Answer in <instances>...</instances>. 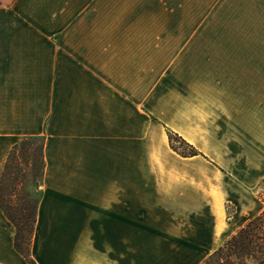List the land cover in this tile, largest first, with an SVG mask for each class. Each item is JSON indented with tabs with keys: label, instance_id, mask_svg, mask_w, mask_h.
<instances>
[{
	"label": "crops",
	"instance_id": "obj_1",
	"mask_svg": "<svg viewBox=\"0 0 264 264\" xmlns=\"http://www.w3.org/2000/svg\"><path fill=\"white\" fill-rule=\"evenodd\" d=\"M232 3L0 0V175L43 138L37 264H177L230 235L264 176V0L214 44ZM14 234L0 208V264H28Z\"/></svg>",
	"mask_w": 264,
	"mask_h": 264
},
{
	"label": "trees",
	"instance_id": "obj_2",
	"mask_svg": "<svg viewBox=\"0 0 264 264\" xmlns=\"http://www.w3.org/2000/svg\"><path fill=\"white\" fill-rule=\"evenodd\" d=\"M39 137L43 145V138L41 136H30L22 138L12 147L0 175V187L11 166L14 167L16 173L20 171V169H18L19 163L16 157L17 148L21 147L26 139ZM168 138L171 148L180 155L193 156L199 154V151L191 144L184 142L176 133L168 132ZM177 138L180 139L188 150H184L181 146H176L174 144V142L178 141ZM20 156L21 155H19L18 158H20ZM43 167L44 160L42 156L40 180L34 182L39 186V190L36 201L31 207L26 200V196L22 195V192L16 188V186L22 182L19 179L13 181V186L7 193L1 194L0 192V208L15 227V248L26 258L28 264H37L30 256V244L36 219L37 203L40 196ZM260 194L264 202V177L261 180ZM2 197H4L5 200ZM26 223L28 224L26 225ZM24 245L25 247H23ZM199 264H264V206Z\"/></svg>",
	"mask_w": 264,
	"mask_h": 264
},
{
	"label": "rangeland",
	"instance_id": "obj_3",
	"mask_svg": "<svg viewBox=\"0 0 264 264\" xmlns=\"http://www.w3.org/2000/svg\"><path fill=\"white\" fill-rule=\"evenodd\" d=\"M259 0H236L237 3H232L228 5H216L211 6L210 8V32L214 35L210 37V40L213 41L214 44L221 45L223 40L225 39V34L229 30H236L240 27V22L242 18L248 15H252L256 12L257 8H260V5L257 4ZM178 135V134H177ZM179 136V135H178ZM180 138L184 140L181 136ZM178 141L174 142L176 146H181L184 150H188L185 147L179 138ZM184 142H187L184 140ZM189 143V142H187ZM191 144V143H189ZM42 140L41 138H33L26 139L21 147L17 148L16 157L17 162L19 163L18 169H20L19 173L15 172L14 167H10L8 172L6 173L0 187L1 194L7 193L13 186V181L15 179H19L22 182L16 186L17 189L22 192V195L26 196V200L28 204L31 205L35 203L39 186L35 184V181L40 180L41 168H42V152H41ZM201 155L202 152L196 148L193 144H191ZM179 154V153H178ZM20 156V158H18ZM264 177V176H263ZM263 177L255 184V186L249 190L247 193V198H249V204H247V210L240 213V219L236 222L237 216V206L234 201H227L226 208V220L231 225V234L235 233V231L244 225L252 216L257 214L264 206V202L261 197V180ZM38 183V182H37ZM4 200L5 198L2 197ZM248 208H251L250 210ZM28 223H26L27 225ZM229 235V236H230ZM225 237L221 243L212 244L210 246H206L203 251L198 250L199 256L197 259L190 258V250L191 246L182 245L178 246L182 250V255L180 262L177 264H199L202 262L210 253L216 250L223 242L229 237ZM25 247V245L23 246ZM169 249L171 246H165ZM145 256H150L154 254L155 250L153 246H149L148 248H144ZM194 249V246H193ZM209 251V252H206ZM136 253L138 250L136 248ZM171 258L168 255L166 259V264H171Z\"/></svg>",
	"mask_w": 264,
	"mask_h": 264
},
{
	"label": "bare ground",
	"instance_id": "obj_4",
	"mask_svg": "<svg viewBox=\"0 0 264 264\" xmlns=\"http://www.w3.org/2000/svg\"><path fill=\"white\" fill-rule=\"evenodd\" d=\"M229 229L231 228V226L230 227H228Z\"/></svg>",
	"mask_w": 264,
	"mask_h": 264
}]
</instances>
